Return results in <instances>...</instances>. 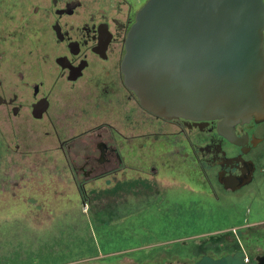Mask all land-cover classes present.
I'll return each mask as SVG.
<instances>
[{
  "label": "flooded vegetation",
  "instance_id": "1",
  "mask_svg": "<svg viewBox=\"0 0 264 264\" xmlns=\"http://www.w3.org/2000/svg\"><path fill=\"white\" fill-rule=\"evenodd\" d=\"M147 1L0 0V176L20 163L39 175L69 169L81 196L100 189L97 180L113 197L122 183L132 197L154 186L155 198L180 183L188 201L197 193L229 215L247 214L219 227L233 236L264 222L252 200L240 207L251 199L248 187L264 180V116L234 123L231 142L220 119H166L144 109L122 62ZM136 183L140 194L129 193ZM262 256L251 253L244 264Z\"/></svg>",
  "mask_w": 264,
  "mask_h": 264
},
{
  "label": "rangeland",
  "instance_id": "2",
  "mask_svg": "<svg viewBox=\"0 0 264 264\" xmlns=\"http://www.w3.org/2000/svg\"><path fill=\"white\" fill-rule=\"evenodd\" d=\"M42 172L39 175L33 168L27 169L26 163H20L12 174L3 175L6 178L0 176L2 189L12 188L13 180L20 185L12 194L10 190H0V264H98L96 260L102 257L100 253L104 250L149 242H164L162 245L179 242L190 247L197 243L201 246L197 249L203 253H208V246L216 245L220 247L217 254L229 248L233 251L240 249L243 262L248 261L251 253H264V222L246 226L240 232H233V236L229 231L222 232L221 227L237 224L248 215L243 212L242 216L229 215L221 208L223 206L210 205L203 195L197 196V193L190 204L186 197L179 195L180 183L171 186L173 193L168 191L169 195L163 196L166 194L163 192L157 198L151 185L146 187L145 196L142 195L144 192L138 195L141 187L138 183L133 184L129 192L138 196H126L128 186L122 183L113 197L109 195L106 182L97 180L94 185L98 184L100 189L81 196L69 169L61 177L52 170L43 169ZM2 177L6 183L2 182ZM248 190L251 199L243 200L240 207L243 209L246 202L252 200L255 205L263 207L254 215L264 216V180L252 184ZM83 198H87V203ZM182 202L187 206L186 211L173 205ZM112 204L116 207L113 208ZM32 216L36 220L30 221ZM38 219L41 221L37 223ZM106 220L110 226L103 223ZM207 228L217 229L206 231ZM105 231H108L106 239ZM180 235L184 237L165 242ZM217 235V240H209ZM190 239L194 242L188 241ZM162 256H166V252L159 255ZM168 256L174 258L163 264L194 263L191 257ZM120 260V264H134L127 255Z\"/></svg>",
  "mask_w": 264,
  "mask_h": 264
},
{
  "label": "water",
  "instance_id": "3",
  "mask_svg": "<svg viewBox=\"0 0 264 264\" xmlns=\"http://www.w3.org/2000/svg\"><path fill=\"white\" fill-rule=\"evenodd\" d=\"M263 13L262 0H148L125 40L127 86L163 118L220 119L234 142V123L264 116Z\"/></svg>",
  "mask_w": 264,
  "mask_h": 264
},
{
  "label": "trees",
  "instance_id": "4",
  "mask_svg": "<svg viewBox=\"0 0 264 264\" xmlns=\"http://www.w3.org/2000/svg\"><path fill=\"white\" fill-rule=\"evenodd\" d=\"M103 223H107V225L110 226L107 220L104 221ZM212 229H217V228H207L206 231H210ZM103 233H104V238L106 236L108 237V231H105ZM218 235L214 237H210L209 240H213V241L217 240ZM182 237L184 236L183 235L175 236L174 238H169V240H166L165 242H169L171 240L179 239ZM193 240L194 239H190L188 241L192 242ZM202 240L204 241L205 239ZM156 243L157 244L159 243V245L147 249L146 246H150ZM161 243L164 242H152V243L149 242L146 244L136 243L124 247H115L112 249L109 248L100 253L102 254V257L96 260V262L98 264H120L121 261L120 259L123 256L127 255L134 261V264H163L169 259L174 258V257L169 258L168 255L176 254L177 257H180L181 259H184L186 257H191L194 261L193 264H244L243 254L240 251V249L238 251H233L230 250L229 248L228 250L223 251L222 254L221 253L217 254L216 253L217 248L220 247H218L219 245H216L215 247L208 246L207 247L209 250L208 253H203V252H199V249H197V247H201L197 243H195L196 245H192L191 247L189 245H182L179 242H171L170 244H163V245ZM212 248H214L215 251ZM162 252H166V256L159 257V255L162 254ZM97 255L98 254H96V256Z\"/></svg>",
  "mask_w": 264,
  "mask_h": 264
},
{
  "label": "crops",
  "instance_id": "5",
  "mask_svg": "<svg viewBox=\"0 0 264 264\" xmlns=\"http://www.w3.org/2000/svg\"><path fill=\"white\" fill-rule=\"evenodd\" d=\"M0 190H1L2 192H3V191L10 190V191H11V194H12V193H14L15 188H14V187H12V188H8V189H6V188H4V189L0 188ZM85 200H86V199H85ZM33 204L35 205V203H33ZM112 206H113V208L116 207L115 204H112ZM38 207H40V206H38ZM111 210L113 211L112 208H111ZM37 218H39V216H37ZM30 219H31L30 221H32V219H33V220H34V219L36 220L35 216H32ZM40 221H41V220L38 219L37 223L40 222ZM27 222H28V221H27ZM39 225H40V224H39Z\"/></svg>",
  "mask_w": 264,
  "mask_h": 264
}]
</instances>
